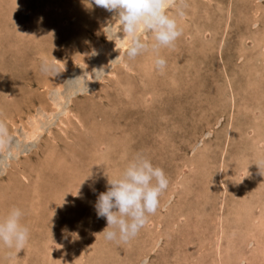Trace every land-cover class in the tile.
Returning <instances> with one entry per match:
<instances>
[{
	"label": "rangeland",
	"instance_id": "1",
	"mask_svg": "<svg viewBox=\"0 0 264 264\" xmlns=\"http://www.w3.org/2000/svg\"><path fill=\"white\" fill-rule=\"evenodd\" d=\"M166 2L180 36L156 70L151 33L128 59L91 0H0V216L29 230L0 264H264V0ZM136 153L168 186L106 241L95 201Z\"/></svg>",
	"mask_w": 264,
	"mask_h": 264
},
{
	"label": "clouds",
	"instance_id": "2",
	"mask_svg": "<svg viewBox=\"0 0 264 264\" xmlns=\"http://www.w3.org/2000/svg\"><path fill=\"white\" fill-rule=\"evenodd\" d=\"M91 3L117 14L119 23L115 34L119 30L127 37L124 55L128 59L148 50L149 45L140 39L139 33L150 32L153 66L156 70L164 69L166 61L157 54L158 49L171 47L180 36L176 19L166 14L170 6L166 0H91ZM177 14L183 13L178 9ZM39 69L44 74L59 72L44 58ZM107 185V190L98 195L94 204L96 217L106 221L100 233L106 241L127 243L144 226L147 216L156 212L168 179L160 167L153 166L142 153H136L116 176L107 177ZM22 216L23 212L17 207L9 208L0 216V247L14 248L15 253L24 248L29 230L21 223Z\"/></svg>",
	"mask_w": 264,
	"mask_h": 264
},
{
	"label": "bare ground",
	"instance_id": "3",
	"mask_svg": "<svg viewBox=\"0 0 264 264\" xmlns=\"http://www.w3.org/2000/svg\"><path fill=\"white\" fill-rule=\"evenodd\" d=\"M121 35H122V33H121ZM124 37V36H123ZM125 38V37H124ZM127 40V39H126ZM260 42H264L263 40L262 41H260ZM120 45V44H119ZM126 45V43L124 42L121 46H120V49H118V50H122V48H124V46ZM119 53V52H118ZM109 67V66H108ZM87 75H88V78H89V76H90V74L89 73H87ZM58 87H60V86H58ZM54 106H56V104H53ZM53 106V107H54ZM58 106V105H57ZM52 110V109H51ZM66 110V109H65ZM50 111V110H49ZM48 111V112H49ZM7 116V115H6ZM62 116H63V114H62ZM75 118V117H74ZM75 120L76 121H78L79 119L77 118H75ZM32 123H31V126H30V128L27 130V132L26 133H28L27 134V136H26V138H28V139H32V138H34L35 136H36V133H37V124L35 123V121H34V119L31 121ZM35 139V138H34ZM222 183V182H221ZM222 187H224V185L222 186ZM261 251V250H260Z\"/></svg>",
	"mask_w": 264,
	"mask_h": 264
}]
</instances>
